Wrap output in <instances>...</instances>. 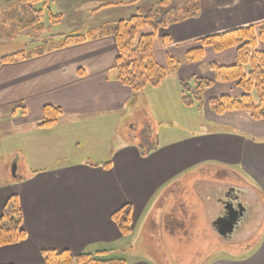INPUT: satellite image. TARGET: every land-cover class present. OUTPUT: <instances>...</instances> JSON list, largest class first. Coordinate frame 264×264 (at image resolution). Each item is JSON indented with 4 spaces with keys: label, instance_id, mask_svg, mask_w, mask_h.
<instances>
[{
    "label": "crops",
    "instance_id": "1",
    "mask_svg": "<svg viewBox=\"0 0 264 264\" xmlns=\"http://www.w3.org/2000/svg\"><path fill=\"white\" fill-rule=\"evenodd\" d=\"M261 24H264V0H209L198 17L159 31L165 33L160 35L161 39L164 36L168 39L161 41L160 52L153 51V58L159 66H164L167 57L183 58L200 38ZM116 56L115 41L107 36L48 49L15 64L0 65V132L34 134L39 138L28 141L47 138L54 143L57 135L52 131L57 127L78 125L80 136H95L98 129L91 126L95 124L99 131L105 132L100 134H106L107 152H110L97 163L76 160L58 165V161L47 164L45 157L35 158V167L26 175L18 170L17 160L13 161V168L20 175L12 180L0 177V214L7 198L15 195L25 238L0 248V264H43L44 250L71 254L104 250L113 254L129 238L136 243L135 233L144 240L145 247V238L148 241L147 235L155 234L154 222L161 220L169 196L182 199L189 190V195L198 198L202 192L206 199L212 198L219 205L220 194L228 189L238 192L241 201L248 196L250 205L261 215L256 229L248 228L241 239L255 236V240L235 249L234 254L223 251L222 256L206 257L201 264H264V120L253 121L246 111L213 114L207 106L209 99L224 95L238 98L242 94L232 83H215L204 93L202 111L190 107L197 117L202 115L211 124L208 129L188 131L186 137L165 144L156 143L153 131L144 139L136 134L139 123L133 117L125 119L148 89L137 98L117 81ZM234 62V49L215 53L205 48L201 62L181 63L169 76H176L177 84L189 82L193 76L211 80L213 74L208 69L205 72L198 69L209 63L230 66ZM46 106L60 109L62 115L51 127L39 128ZM122 120L126 124L121 130ZM104 126L108 128L103 130ZM144 126L149 129V122ZM1 140L0 133V152ZM24 144L18 140L15 152H20ZM148 149L150 153L145 154ZM105 164L108 166L104 167ZM7 165L6 162L5 172ZM208 168H223L240 183L231 186L198 181L201 172ZM125 204L132 209L131 231L129 236L122 237L111 215ZM215 219L211 220V232L224 240L246 228L238 224L222 236L213 226ZM162 234L158 232L153 237L160 239V247L154 246L152 251L157 255L155 263L134 259L126 264H168L162 248L171 249L174 245H171L172 236L163 238Z\"/></svg>",
    "mask_w": 264,
    "mask_h": 264
},
{
    "label": "rangeland",
    "instance_id": "2",
    "mask_svg": "<svg viewBox=\"0 0 264 264\" xmlns=\"http://www.w3.org/2000/svg\"><path fill=\"white\" fill-rule=\"evenodd\" d=\"M22 1L0 0V58L16 52H29L37 46L52 43L51 39L54 36L86 34L88 31H94L104 25L127 20L138 13H145L159 0H32L28 6L32 5L33 14L28 11V15L37 17L36 20L40 27L32 25L34 29L26 31L14 29L16 23H18L17 26L21 23L19 22L20 19L23 20L29 17L27 13L22 11L21 5L24 3ZM199 1L201 4L200 12L193 18L200 15L209 0ZM34 23L37 22L34 21ZM146 33H150L149 28L140 31V34ZM164 34L158 33L153 51H161L162 39L160 35ZM49 47L43 46L37 49L41 52L49 49ZM176 59L182 60L179 57ZM206 70L207 68L204 66L198 69L199 72H205ZM177 89L178 95L176 93ZM131 110L132 112L128 114V118L125 120L133 117L139 123V131L136 134H141L145 139L150 137L153 131L158 144H165L171 139L186 137L188 131H203L211 126L209 122L202 118V115L196 116L195 107L193 110L181 106L180 86L177 84L176 76L170 75L161 82L158 88L148 89L136 100L134 106L130 108ZM146 122H149V129L144 126ZM125 124L126 121L122 120L119 128L122 130ZM76 126L78 127V125ZM76 126L63 125L53 129L52 132L57 135V141L54 143H51L47 138L28 141V138H39L34 134L19 136L14 132L11 134L0 132L2 135L0 177L6 176L7 179L12 180L13 177L20 175V172L16 173L13 168V161L15 160H17L18 170H22V174L26 175L35 167V158L45 157L43 159H47V164L58 161V165H64L76 160L97 163L104 157H108L110 153L107 152L109 141L106 134H100L105 132L99 131L98 125H91L97 128L98 131L90 127L92 131L96 132L95 136L83 134V136H80L78 131L81 128L76 129ZM105 128L108 127L104 126L103 130ZM18 140L23 141L25 144L20 147V152H15ZM31 144H34V148L31 147ZM105 150L106 152H104ZM6 162L8 165L5 172L4 164ZM195 179L198 180V178ZM207 180L226 185L230 184L231 186L240 183L236 176L225 172L223 168L213 170L208 168L206 171H202L198 181ZM209 188L205 192L210 190ZM182 192L184 194L185 190ZM188 192L189 190L186 191L184 197H181L182 199L172 197V195L169 196L164 202L166 211L162 214L161 220L154 222L155 234L162 232L163 238L172 236L170 240L173 242L171 245L174 246L171 249L169 247H167L168 249L162 248V256L165 260H168V264H201L206 257L222 256L223 251L234 254L236 253L235 249L250 245L255 240V236L250 240H241L248 228L256 229V225L260 224L259 221H261V215L257 214L255 206L250 205L248 196L242 198V202L250 206H246L248 208L247 219H250L248 222H240V225L246 226V228L231 239L224 240L211 232L210 227L212 218L217 216L221 206L215 203L212 198L206 199L202 192H199L200 197L198 198L193 194L189 195ZM155 234L147 235L148 241L145 238L144 247L142 246L144 240L135 233L134 240H137L136 243L133 244L132 239L129 238L111 256L120 257L127 262L134 259H146L155 263V256L157 255L152 251L154 246L160 247L159 237L153 238ZM174 242H176V245ZM213 251L215 254H211Z\"/></svg>",
    "mask_w": 264,
    "mask_h": 264
},
{
    "label": "trees",
    "instance_id": "3",
    "mask_svg": "<svg viewBox=\"0 0 264 264\" xmlns=\"http://www.w3.org/2000/svg\"><path fill=\"white\" fill-rule=\"evenodd\" d=\"M22 2H24L21 5L22 11L27 15L29 12L33 14L32 5L28 6L32 0ZM200 9L199 0H159L143 14H133L134 16L127 20L104 25L86 34L54 36L51 39L52 43L37 46L29 52H16L0 58V65L15 64L34 55H40L44 51L40 52L37 48L43 46H50L49 49L66 48L111 36L117 50L114 65L117 81L129 88L133 96L137 97L149 88L159 87L181 63L201 62L205 48H210L215 53L234 49L233 65L220 66L214 63L206 65L213 74V79L193 76L189 82H179L181 104L186 108L195 107L200 112L203 108L204 93L208 89L215 83H232L241 90L240 97L224 95L211 98L207 101L209 110L217 116L226 112L246 111L253 121L264 120V24L232 29L200 38L194 48L185 53L182 60L167 57L164 66H159L155 62L153 46L159 31L166 29L168 25L197 16ZM29 17L20 19L21 23L19 26L16 23L17 27L15 26L14 29L26 31L34 29L32 25L39 26L37 17ZM146 28L150 29V33L140 34V31ZM167 39V36H164L162 40L167 41ZM61 115L62 111L58 108L44 107L39 128L51 127L57 123ZM149 151L150 149L144 153L148 154ZM131 211V206L125 204L111 215V220L122 237L130 235ZM24 238L18 198L11 195L5 201L0 214V248L17 244ZM110 253V251L98 250L93 253L71 254L68 251L44 250L41 256L43 264H126L124 259L111 256Z\"/></svg>",
    "mask_w": 264,
    "mask_h": 264
},
{
    "label": "flooded vegetation",
    "instance_id": "4",
    "mask_svg": "<svg viewBox=\"0 0 264 264\" xmlns=\"http://www.w3.org/2000/svg\"><path fill=\"white\" fill-rule=\"evenodd\" d=\"M220 195H222L219 200L221 209L214 220L216 227L222 230V228L225 229L228 226V223H234V226H237L238 223L241 224V221L246 222L248 208L241 201V198L239 199L238 192L235 190L229 192L228 189Z\"/></svg>",
    "mask_w": 264,
    "mask_h": 264
},
{
    "label": "water",
    "instance_id": "5",
    "mask_svg": "<svg viewBox=\"0 0 264 264\" xmlns=\"http://www.w3.org/2000/svg\"><path fill=\"white\" fill-rule=\"evenodd\" d=\"M213 226L215 227L216 231H217L220 235L225 236L226 233H230V232L233 230V228H234V223H228V226H226L225 229L222 228V230H221V229H218V228L216 227V226H217V225H216V222L213 223Z\"/></svg>",
    "mask_w": 264,
    "mask_h": 264
}]
</instances>
